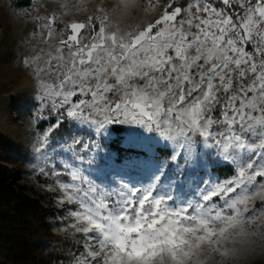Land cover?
I'll return each mask as SVG.
<instances>
[{
  "label": "snow or ice",
  "instance_id": "snow-or-ice-1",
  "mask_svg": "<svg viewBox=\"0 0 264 264\" xmlns=\"http://www.w3.org/2000/svg\"><path fill=\"white\" fill-rule=\"evenodd\" d=\"M36 23L44 46L23 63L36 80L34 118L55 120L41 135L38 152L69 118L101 130L142 127L183 143L198 137L225 152L243 148L245 133L260 137L264 146V0H167L154 22L119 35L108 31L107 17L99 14L63 23L52 14ZM54 35L57 45L46 51ZM71 150L83 158L94 146L76 141ZM35 169L51 180L48 190L64 213L60 221L80 234L71 264H111L125 243L150 252L169 232L180 243L174 224L196 231L264 216V208L247 204L250 190L264 187L259 153L194 209L170 207L173 197L155 186L122 185L97 196L75 170L47 162ZM97 247L110 248L112 255L104 259Z\"/></svg>",
  "mask_w": 264,
  "mask_h": 264
},
{
  "label": "rangeland",
  "instance_id": "rangeland-1",
  "mask_svg": "<svg viewBox=\"0 0 264 264\" xmlns=\"http://www.w3.org/2000/svg\"><path fill=\"white\" fill-rule=\"evenodd\" d=\"M167 0H0V143L9 144L7 152L0 154V162L6 164L13 174L20 175V183L29 195H44L52 215L49 223L52 231L61 238L46 243L43 247H57L51 264H71L69 254L79 245L80 234L60 221L59 197L48 190L51 180L35 169L45 162L60 170H75L97 196H106L129 188L155 186L161 194L171 195L169 206L174 209H194L203 202L209 191L237 174L239 167L246 166L257 153L264 155L260 137L244 134V146L231 147L227 152L198 137L183 143L167 140L156 132L126 124H113L102 130L95 124L82 123L71 118L64 120L53 130L49 144L38 152L41 135L49 130L47 117L37 121V91L34 72L23 63L31 59L36 48L43 47L36 19L55 14L63 22L85 21L92 15L106 16L109 32L126 34L136 32L154 22ZM101 10L97 13V10ZM57 36L48 42L46 51L57 45ZM94 146L89 156L71 150L74 142ZM118 141L125 151L118 154L111 143ZM78 146V145H77ZM160 149H166L165 156ZM183 149V151H181ZM230 164L234 173L221 177L213 167ZM68 182L70 177L65 176ZM247 204L264 208V187L254 186L248 193ZM127 223H134V220ZM166 227V226H165ZM195 226L173 225L183 237H160L149 252L147 248H134L125 243L119 257L111 264H264V216L241 218L230 227L226 223L215 224L191 231ZM214 233V234H213ZM139 239V234H130ZM42 247V246H41ZM42 247L39 250L44 254ZM97 255L107 259L110 248L97 247ZM147 253V255H146ZM151 257L149 259L148 257ZM45 264H49L44 262ZM42 264V262H39Z\"/></svg>",
  "mask_w": 264,
  "mask_h": 264
},
{
  "label": "trees",
  "instance_id": "trees-1",
  "mask_svg": "<svg viewBox=\"0 0 264 264\" xmlns=\"http://www.w3.org/2000/svg\"><path fill=\"white\" fill-rule=\"evenodd\" d=\"M111 147L118 153H138L124 148L118 141ZM9 144L0 143V154L7 152ZM162 154H169L160 149ZM217 175L229 177L234 173L230 164L213 167ZM44 195H29L20 183V175L13 174L6 164L0 162V264H51L55 260L57 247H43L61 237L52 231L49 217L53 214ZM44 254L39 250L42 247Z\"/></svg>",
  "mask_w": 264,
  "mask_h": 264
}]
</instances>
